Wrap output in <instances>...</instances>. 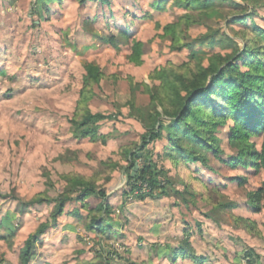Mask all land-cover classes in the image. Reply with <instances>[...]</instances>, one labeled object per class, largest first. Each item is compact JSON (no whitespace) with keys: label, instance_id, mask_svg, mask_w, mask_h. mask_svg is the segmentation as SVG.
Instances as JSON below:
<instances>
[{"label":"rangeland","instance_id":"374dc122","mask_svg":"<svg viewBox=\"0 0 264 264\" xmlns=\"http://www.w3.org/2000/svg\"><path fill=\"white\" fill-rule=\"evenodd\" d=\"M156 1L55 0L39 12L37 0H0V225L8 218L15 229L0 244V260L14 259L40 226H51L58 200L68 197L56 226L38 237L30 264H264V206L255 212L250 199L263 172L228 167L212 152L208 166H178L165 157L167 142H158L141 151L136 166L151 151L166 171L158 177L165 189L140 199L128 193L125 157L142 147L141 115L153 108L143 84L155 86L156 69L194 61L190 49L173 50L164 27L188 19L185 42L205 58L230 53L205 38L226 33L241 42L244 28L231 20L250 13L246 26L264 28V0L247 10L241 0H214L207 9L179 0L156 9ZM136 41L143 44L141 65L130 60ZM88 63L104 75L87 99L92 113L106 116L94 140L72 123ZM228 124L215 132L226 161L237 154ZM74 179L106 191L109 212L91 211L100 203L95 197L87 207L75 200ZM0 235L9 236L3 227Z\"/></svg>","mask_w":264,"mask_h":264},{"label":"trees","instance_id":"16d2710c","mask_svg":"<svg viewBox=\"0 0 264 264\" xmlns=\"http://www.w3.org/2000/svg\"><path fill=\"white\" fill-rule=\"evenodd\" d=\"M53 1L55 0H37L39 12L45 10L44 5L48 6ZM77 1L81 6L94 2L109 4V0ZM167 1L169 0H158L154 6L156 9H161ZM213 1L179 0L188 9H207L213 5ZM241 1L247 3L245 10L261 3V0ZM248 18L234 16L231 20L244 28L240 34L243 37L241 42L226 33L221 35L220 40L216 36L205 38L210 39L211 47L220 43L226 49L232 50L226 54L215 53L207 58L194 49L193 43L185 42L182 27L190 23L188 19H180L164 27V35L171 39L173 50L190 49L194 61L181 66L167 65L156 69L151 75L156 83L155 86L151 88L148 84H143L151 97L153 108L150 112L141 115L142 122L147 128L142 147L139 151L128 149L125 152L132 170L127 184L130 187L128 193H137L136 198L142 199L146 196H154L156 190L164 191L166 182L161 185L158 177L166 171L159 169L153 162L151 151L144 156V165L141 168L136 166L137 161L142 158L141 151H147L150 145L163 141L167 142L164 149L165 157L178 166L198 162L208 166L206 153L212 152L228 167L252 168L257 174L264 173V28L246 26ZM119 34L123 37L128 35L126 31ZM115 41L116 37L111 39L113 44ZM143 54V44L136 41L132 46L130 60L141 65ZM85 70L84 86L72 123L82 138L94 140L100 138V124L106 116L92 113L87 107V99L92 87L99 84L104 75L101 69L92 63H88ZM158 106L162 108V112L157 109ZM228 121L233 123L228 140L237 150V154L226 161L221 157L222 151L215 132L218 127L228 126ZM235 180L240 181L239 178ZM73 183L77 189L75 200L81 201L82 205L87 207L85 201L95 197L100 203L96 208H91V211L98 214L109 212L106 191L80 179H74ZM71 199L68 197L59 199L51 226L47 224L40 226L36 234L30 235L24 246L19 248L20 264L32 262L38 237L44 235L52 226H56L57 219L63 215ZM250 199L255 205L253 206L255 212H258L262 205L264 206V181L255 192L250 194ZM94 223L99 225L98 229L102 231L100 229L102 221H99V217L94 219ZM0 227L5 228L9 235H0V240H8L15 231L8 218ZM180 252L184 254V248H180ZM246 257H252V252L247 253ZM1 263L8 264L6 261Z\"/></svg>","mask_w":264,"mask_h":264},{"label":"crops","instance_id":"0c3cea01","mask_svg":"<svg viewBox=\"0 0 264 264\" xmlns=\"http://www.w3.org/2000/svg\"><path fill=\"white\" fill-rule=\"evenodd\" d=\"M1 242H4L3 240H0V244H1ZM18 253V252H17ZM0 255H2V254H0ZM3 258H5V259H3V260H0V264H2L1 262L2 261H6L8 264H20V261H19V255L17 254V257H15L14 259H12L11 257H10V255H5Z\"/></svg>","mask_w":264,"mask_h":264},{"label":"water","instance_id":"95a60500","mask_svg":"<svg viewBox=\"0 0 264 264\" xmlns=\"http://www.w3.org/2000/svg\"><path fill=\"white\" fill-rule=\"evenodd\" d=\"M134 175V174H133Z\"/></svg>","mask_w":264,"mask_h":264}]
</instances>
